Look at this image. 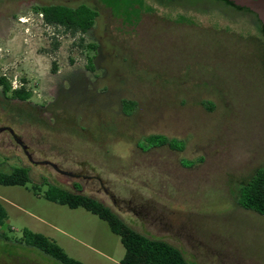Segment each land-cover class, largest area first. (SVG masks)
<instances>
[{
  "label": "rangeland",
  "instance_id": "374dc122",
  "mask_svg": "<svg viewBox=\"0 0 264 264\" xmlns=\"http://www.w3.org/2000/svg\"><path fill=\"white\" fill-rule=\"evenodd\" d=\"M97 3L93 36H101L102 56L90 72L84 67L93 53L78 41L92 36L44 25L34 1L0 0V76L22 83L32 102L56 99L43 112L0 89V126H14L35 159L98 175L134 210L102 200L106 205L136 231L179 248L191 264H264V216L237 203L241 182L264 166V50L253 29L217 32L228 19L175 29L159 1ZM94 75L96 84L84 82ZM70 78L79 84L65 93ZM121 99L134 102L127 115ZM149 134L176 138L173 148L181 150L152 144ZM6 137L0 133V172L25 167L30 180L0 184V252L19 247L35 264H60L19 244L28 229L84 264L118 262L124 247L107 222L48 197L50 186L63 182L3 143Z\"/></svg>",
  "mask_w": 264,
  "mask_h": 264
},
{
  "label": "trees",
  "instance_id": "16d2710c",
  "mask_svg": "<svg viewBox=\"0 0 264 264\" xmlns=\"http://www.w3.org/2000/svg\"><path fill=\"white\" fill-rule=\"evenodd\" d=\"M37 11L42 13L45 24L60 26L61 29L71 34H85L93 24V14L84 6L69 7L52 4L39 7ZM57 45L56 42L53 43L54 47ZM78 45L85 49L93 48L92 43H84L82 38L78 41ZM55 69L56 66L53 64L52 70ZM0 89L3 93L11 92L13 97L20 100L27 99L31 95L24 86L12 89L5 76H0ZM132 107V102L125 104L126 111H131ZM147 140L152 144L168 146L171 149H174L173 146L179 143L177 140H171L161 135H150ZM182 145L181 143L179 147L182 148ZM29 180L30 176L25 167H13L9 172H0V184L2 185L23 186ZM47 196L58 200L69 208L82 207L107 222L110 230L119 236L124 247L122 258L114 264H191L179 248L163 239L149 237L136 231L110 207L93 197L69 191L56 185L50 186ZM237 203L244 209L264 216V167L257 169L248 179L241 182ZM5 219L6 211L0 203V226ZM22 238L26 245L38 249L60 264H84L69 257L59 245L41 233L23 229Z\"/></svg>",
  "mask_w": 264,
  "mask_h": 264
},
{
  "label": "flooded vegetation",
  "instance_id": "af4514ba",
  "mask_svg": "<svg viewBox=\"0 0 264 264\" xmlns=\"http://www.w3.org/2000/svg\"><path fill=\"white\" fill-rule=\"evenodd\" d=\"M34 1V4L31 5V9L34 10V14H37L41 17V21H43V15L41 12L37 11V8L45 6V5H52V4H59L69 7H80L84 6L88 8L92 15L93 24L92 26L87 30L85 34L87 36H92L91 39H93L91 42L93 44V48L86 49L89 52H92L93 55L86 61L85 63V70H96L99 68L98 62L101 61V44L100 40H97L98 36H93L94 33L97 32V25L96 22L99 20L98 18V3L97 0H30ZM159 1L160 5H164V9L169 10L173 16L174 19L172 23L173 26L176 28L178 27H192L196 26L193 22L196 20L199 24L202 25H208L213 19H217L218 21L223 19L229 20L228 26H222L218 22V27L216 31L221 33H228L230 30L229 26H232L233 28H239L242 27H249L250 29H253V36L254 39L259 42L260 46L264 50V27L262 22L257 17V14L253 11V9L250 6H244L237 4V1L240 0H172L171 3H167L165 0H154ZM250 1V0H248ZM252 1V0H251ZM28 2V1H27ZM110 11L108 12V15ZM15 18L16 12H12L9 16V18ZM109 18V19H108ZM191 20V21H190ZM106 26L108 29L110 28L111 24L108 22L110 21V17H107ZM189 21V22H186ZM44 25L45 24L43 22ZM58 27V26H57ZM60 27V26H59ZM63 30V29H62ZM64 31V30H63ZM80 40V38H79ZM53 68V66H52ZM51 68V72L53 71ZM101 68V66H100ZM90 71V72H91ZM74 73V72H73ZM98 75H94L92 79L84 81L87 84H96L98 80ZM66 87H62V89L65 91V93L74 91L75 88H77L78 80L76 78H70L67 82ZM23 87V84L21 83L18 87L11 86L12 89H18ZM27 90V89H26ZM1 93L4 96H9V99L11 100H19L23 103H26L27 105H30L32 107H35L39 110L47 111L49 106L56 101V99L52 101H47L46 103H36L32 102V100L29 98L20 100L16 97L12 96L11 92ZM7 96V97H8ZM127 102H132L129 100L121 99V112L127 115L125 113V104ZM134 107V102H132ZM133 107L131 110H133ZM77 110V109H76ZM0 133H6V138L3 141V143H6L9 146H13L14 148L20 150L21 156L26 158V160L35 166H42L46 168L47 170L52 171V174L54 175V178L58 180V182H63L62 188H65L69 191L78 192L80 194L93 197V195L97 196L93 197L96 200L100 201L101 203L105 204L102 200L109 201L112 206H115L118 210H134L131 206H128L127 204L121 205L120 200H118L117 197L114 196V194L109 190V188L105 185L103 180L96 174H89L81 170H62L59 168V162L51 160L49 158H41V159H35L33 156V150L29 146L28 143H26L22 136L18 134L14 126H8L5 124H2L0 126ZM150 135H161L171 140H177L176 138L168 137L163 134H149L144 136L145 138L149 137ZM170 150L171 149L169 147ZM174 151H180V150H174ZM264 166L258 167L255 169V171L259 168H263ZM51 184V182H50ZM93 194V195H92ZM106 205V204H105ZM108 206V205H106ZM109 207V206H108ZM0 237H4L2 233H0ZM7 241V240H6ZM21 245H26L24 241L19 242ZM17 252L15 253H4L0 252V264H35V262H32L29 260L25 254H22L20 250L27 251L30 253V251L22 249L17 247Z\"/></svg>",
  "mask_w": 264,
  "mask_h": 264
},
{
  "label": "water",
  "instance_id": "95a60500",
  "mask_svg": "<svg viewBox=\"0 0 264 264\" xmlns=\"http://www.w3.org/2000/svg\"><path fill=\"white\" fill-rule=\"evenodd\" d=\"M237 4L250 6L253 11L257 14V17L262 22L264 27V0H240L237 1Z\"/></svg>",
  "mask_w": 264,
  "mask_h": 264
}]
</instances>
